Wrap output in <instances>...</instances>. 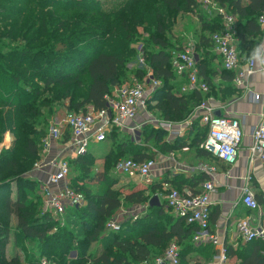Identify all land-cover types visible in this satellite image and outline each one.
<instances>
[{"label": "trees", "instance_id": "trees-1", "mask_svg": "<svg viewBox=\"0 0 264 264\" xmlns=\"http://www.w3.org/2000/svg\"><path fill=\"white\" fill-rule=\"evenodd\" d=\"M214 1L238 17L237 48L241 63L248 62L258 51L262 35L259 17L264 13V0ZM152 3L156 4L155 10ZM117 6L108 10L99 0H0V24H3L0 25V141L6 130L18 134L13 144L15 154L0 155V217L8 222L15 216L16 234L24 238H34L49 247L55 241L61 253L48 257L53 260L50 264H151L171 244L179 247L180 264H195L194 259H188L191 250L208 254L207 247L193 245L198 227L169 213L165 204L150 207L149 200L157 186L123 191L122 186L117 187L119 180L109 176L107 167L93 172L92 151L71 161V174L75 164L81 170L79 177L71 178V185L84 194L86 202L80 208L69 209L64 225L44 211L42 195L27 200L20 194L18 185L11 189L13 182L1 179L7 172L19 171L23 159L20 161L16 151L20 144L29 160L38 155V146L46 132L37 127L45 122V117L55 113L54 104L58 101L68 99L70 112L85 113L90 107L103 109L108 105L107 96L115 87L122 86L130 73L143 82L150 68L152 75L161 81L149 96L150 110L163 119L181 121L207 96L216 93L212 76L221 74L228 81L234 79L233 72L225 68L219 72L209 66L214 61L211 52L199 51L200 41L214 48L211 36L223 27L218 14L205 22L206 17L198 12L199 0H126ZM165 11L197 14L210 29L209 35L195 44L199 76L209 86L207 94L196 90L180 94L179 75L171 59L172 49L180 50L183 46L175 48L162 37L166 32L162 25ZM151 15L159 35L151 33L143 48L147 67L129 69L127 65L139 54L133 47L138 36L136 25L145 24V17ZM198 120L201 122V117ZM207 133L208 126L198 140L200 145ZM167 135L166 129L147 124L141 130V143L118 130L111 132L106 141H128L126 146L121 143L119 154H125L133 143L137 149L131 152V157L145 161L155 158L156 153L150 152L151 143L155 146L160 143L159 151L171 147L166 142ZM111 157L112 153H107L104 159ZM256 198L264 211L263 196ZM143 204L148 205L144 224L130 220L127 227L125 223L121 225L120 231L108 230V221L123 206ZM9 233V226L0 220V264H42L31 259L22 261L18 255L7 258L4 253ZM75 238L78 241H72ZM97 241L105 248L91 256L73 246L82 242L88 251ZM226 256L237 257V264H264V239L248 241L240 249L227 244Z\"/></svg>", "mask_w": 264, "mask_h": 264}, {"label": "built area", "instance_id": "built-area-1", "mask_svg": "<svg viewBox=\"0 0 264 264\" xmlns=\"http://www.w3.org/2000/svg\"><path fill=\"white\" fill-rule=\"evenodd\" d=\"M203 7L210 12L216 11L222 18V29L214 32L211 38L217 53L222 58L223 67L235 74L236 85H243L249 76L258 71L264 72V51L254 55L245 67H242L237 48L238 17L214 0H203ZM259 22L261 26H264V13L260 15ZM137 60L140 67H147L142 51L138 54ZM171 60L175 73L187 79L180 89V94L195 90L203 94L209 92L208 84L199 76L198 56L193 42H188L180 50H173ZM134 80L132 85L115 87L111 95L107 96V107L99 110L90 107L85 113H72L65 110L49 126L42 145L50 150L52 144H57L56 154L46 162L38 163L35 170L46 173L42 188L44 211L50 213L60 224L64 225L69 209L80 208L86 202L84 194L71 185L72 158L86 155L91 151V146L105 142L114 130L127 133L136 140L141 139V130L147 124L176 133L172 121L157 116L149 108V96L161 85V81L152 75L150 68L146 81L142 82L136 78ZM259 98V95H255L256 100ZM197 108L204 110L201 123L208 126L207 136L200 145L201 149L226 165H235L244 137L240 120L215 115L209 98L203 100ZM141 112L147 116L144 122H132ZM251 137L252 143L249 147L251 162L255 156L264 161V111L260 121L252 130ZM155 163V159L137 161L133 158H125L117 162L116 171L131 178H141L144 184L149 185L152 182ZM201 169L211 177L216 171L213 165H205ZM214 190V181L210 178L203 183L199 191L182 192L171 189L166 196V207L175 217L184 218L187 223L198 227L193 237L194 243L201 244L206 241L217 243L216 236L211 233L210 194ZM241 202L248 209L259 211L262 221L259 225H255L249 219L240 220L237 226L238 237L246 242L264 239V213L253 190L251 175L244 179ZM107 228L110 231H120L121 223L111 218ZM220 250V260L226 262V247ZM153 264H180L179 247L171 244L165 254L156 258Z\"/></svg>", "mask_w": 264, "mask_h": 264}, {"label": "crops", "instance_id": "crops-1", "mask_svg": "<svg viewBox=\"0 0 264 264\" xmlns=\"http://www.w3.org/2000/svg\"><path fill=\"white\" fill-rule=\"evenodd\" d=\"M261 29L262 35L259 38L257 55L264 51V26H261ZM200 42L199 51L205 53L211 52V56L214 57V61L210 62L209 66L221 72L224 68L223 62L215 47L209 48L202 41ZM246 63V61L242 62L243 68ZM212 81L215 85L216 93L207 96L205 99H210L215 115L220 114V116L236 118L242 124L244 137L236 164L232 166L226 165L221 160L201 149L198 140H195L192 136L184 135L182 125L180 128H175L176 133H168L166 142L169 144V147L171 146L169 149L159 151L153 143L150 144V150L156 153L152 182L146 185L141 178L133 179V181L137 180L135 181L137 182L136 184H141L144 188H149L153 185L157 186V190L153 192L152 197L157 195L161 205H166L165 199L171 189H178L182 192L188 190L199 191L203 183L212 178L215 190L210 194L212 202L211 233L216 236L217 243L212 241H206L201 244L193 242V245L194 247L205 246L208 249L211 248L210 252H212V255H207V257H202L203 255H201L199 257L200 262L203 264H237L239 262L237 257H231L226 262H222L220 260V249L226 247L227 244L231 245L234 249H240L247 243L238 237L237 226L240 220L249 219L255 225H259L262 221L259 217V211L248 209L241 202V197L244 179L248 175L252 176L255 195L263 196L264 194V161L255 156L251 162L249 152V147L252 143V130L260 121L261 114L264 111V72L258 71L249 76L241 86L236 85L234 79L228 81L222 78L221 74L212 76ZM177 82L182 87L186 82V77L179 76ZM255 95H259L260 98L256 100ZM195 113L196 117H201L204 110L197 108ZM146 118L147 116L144 112H141L132 122L141 123ZM132 140L140 143L141 139ZM54 153L48 154L46 160L52 158L56 154ZM104 156L102 157L104 158ZM205 165L216 167V171L212 177L201 169ZM40 172L44 173L45 177L46 173ZM204 175L206 176L205 180H200ZM165 208L174 215L166 206ZM262 213H264L263 209ZM201 254L205 253L201 252ZM156 258L150 261L151 264L155 262ZM192 259L196 260L197 258L193 257Z\"/></svg>", "mask_w": 264, "mask_h": 264}, {"label": "rangeland", "instance_id": "rangeland-1", "mask_svg": "<svg viewBox=\"0 0 264 264\" xmlns=\"http://www.w3.org/2000/svg\"><path fill=\"white\" fill-rule=\"evenodd\" d=\"M101 1L102 6L105 9H112L117 8L118 4L120 2H125L126 0H99ZM200 7L198 8V12L201 13L206 17V23L210 21L211 19L215 18V15H217L216 11L211 10L210 12L208 9H203V0H199ZM152 6L154 10L156 9V4L152 3ZM165 14V22L162 24L164 30L166 29V32L162 37H165L172 45L173 47H182L186 45L188 42H193L194 44L198 43L200 38L204 35H209L210 29L205 25V23L200 19V16L197 14H190V13H176V12H164ZM146 23L136 25V30L138 33V36L135 38V42L133 44V47L136 48V50L140 53V51H143L144 46L147 44V40L149 39L151 33L158 34V30L156 29V24L154 20V16H147ZM144 22V21H143ZM3 25V24H0ZM211 34V33H210ZM9 45V44H8ZM176 45V46H175ZM176 50V49H172ZM6 51V50H5ZM201 53V52H200ZM199 59V55H198ZM129 69H136L140 68L138 64V60L134 62L129 63L128 65ZM83 80L87 81L86 77H82ZM135 79V73H130L127 79H124L123 85H132L134 83ZM84 92V91H83ZM69 104V100H63L58 101V103L54 104L55 113L51 117H45V122L43 124H40L37 129H41L44 132H48L49 126L52 124L54 119L60 114L62 115L65 110L68 111L67 105ZM196 110L192 111L187 115V118L179 121H173L175 128H180L183 125L184 128V135L186 136H192L195 137V140H199L200 136H202V132L206 128L205 125H203L201 122H199L198 117H196ZM70 112V111H69ZM76 113V112H72ZM198 122V123H197ZM168 133H170L167 130ZM17 133H13L11 130H6L4 134H2L1 141H0V155L4 153H12L9 155H14L15 152L13 151V144L14 140L17 138ZM44 139V138H43ZM43 139L41 140L39 146H38V155L30 159L26 156V154L22 151L23 144H20V149L16 151L17 157L20 159H23V163L21 164L19 171L16 173L7 172L3 175H1V179H10V183H12L11 189H14L19 186V192L22 196L27 198V200H33L37 196L42 195V188H43V181H44V173L37 172L36 165L38 163L46 162V157L48 154L56 153V144H52V147L50 150L45 149V147L42 145ZM125 141V142H122ZM134 141V140H133ZM125 139L123 140H116L113 139L111 141H107L105 143H102L101 145H93L91 146V151L94 155V160L91 162V166L93 167V172L102 171L105 167L108 168V174L109 176L116 177L119 180V183L117 184V187H123V191H127L131 189L132 187H138V188H144L141 184H136L137 180L133 181V179L127 175H120L116 171V164L118 161L125 159V158H132L131 152L134 149H137L133 143H128L130 145L129 149H127L125 154H119L120 152V145L121 143H124L126 146ZM141 143V141H140ZM160 144V143H159ZM157 144L155 146L156 149H159ZM139 146V145H138ZM143 147L145 145H142V149L145 150ZM12 151V152H11ZM119 151V152H118ZM150 152H152L150 150ZM54 153V154H55ZM106 153V154H105ZM107 153H112V157L109 160H105L102 156L107 155ZM51 159V158H50ZM73 160V158H72ZM24 165V166H23ZM23 167V168H22ZM81 173L80 167L75 164L73 167L72 174H70V181L71 178H77L79 177ZM15 175V176H14ZM14 176V177H13ZM25 181L24 183L18 181ZM17 181V182H15ZM14 197V194L12 195ZM2 199V196H0V200ZM42 199V198H41ZM170 213V212H169ZM148 215V205L143 204L140 206H123L120 210H118L113 218L117 219L119 223L124 224L125 227L129 225V221H135V222H141L144 224V217ZM0 220L2 223L7 224L10 228L9 233V239L6 244V251L4 255L7 258H11L12 256L18 255V257L22 261H36L40 262L42 264H50L52 263V259L48 257L59 255L61 252H58L57 244L55 241L52 242V246H45L43 242L39 243L38 240L30 237H22L18 232L16 234L17 228V218L15 216H12L10 220L7 222L5 221L4 217H0ZM124 227V228H125ZM134 226H131V230H133ZM56 230V229H54ZM109 233V232H106ZM72 241H78L77 238L73 239ZM71 241V243H73ZM78 246L80 249V252H84L87 256H91L92 254H100L102 253L103 249L105 248L104 245L97 241L92 243L88 251L85 250V244L84 243H75L73 246ZM75 249V248H74ZM73 249V250H74ZM211 248L207 250L208 254H201V252L197 251L196 249L191 250V253L188 255L189 258L196 257L197 259L194 260L195 264H203L200 262V256L207 257V255H212ZM73 254H76V251H73ZM70 254V252L67 253V257ZM190 256V257H189ZM55 258V257H54ZM86 264H90L87 262Z\"/></svg>", "mask_w": 264, "mask_h": 264}, {"label": "water", "instance_id": "water-1", "mask_svg": "<svg viewBox=\"0 0 264 264\" xmlns=\"http://www.w3.org/2000/svg\"><path fill=\"white\" fill-rule=\"evenodd\" d=\"M217 116H220V114H218ZM149 206L150 207H160L161 206V202L157 195H154L153 197H151V199L149 200Z\"/></svg>", "mask_w": 264, "mask_h": 264}]
</instances>
